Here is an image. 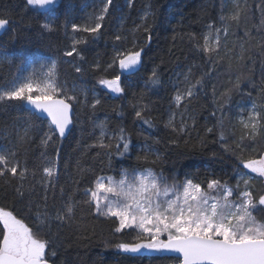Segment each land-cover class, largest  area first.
I'll return each instance as SVG.
<instances>
[{
	"label": "trees",
	"instance_id": "trees-1",
	"mask_svg": "<svg viewBox=\"0 0 264 264\" xmlns=\"http://www.w3.org/2000/svg\"><path fill=\"white\" fill-rule=\"evenodd\" d=\"M104 2L57 0L54 6L42 10L28 5L26 0H0V18L9 20L8 25L0 29V53L7 56L0 62V87L13 82L24 61L39 53L58 61L61 83L66 82L69 90L74 85L75 92L69 91V94L77 96L73 101V125L69 134L64 138L54 136L47 146L41 143L48 132L47 120L25 109L23 101L0 102V148L15 152L16 160L29 169L23 181V197L16 193L21 184L18 178H13L10 173L0 177V208L23 219L38 238L51 241L46 252L52 264H178V258L154 251L142 249L138 253H129L117 248L120 242H139L136 239L138 230L114 233L116 224L97 216L84 203L87 199L84 189L91 186L97 175H117L122 168L133 167H151L157 174L167 177L170 183L173 179L183 181L186 177L196 182L221 178L230 185L236 183L233 168L239 165L236 156L241 153L225 152L219 135L222 130L227 143L232 145L241 135L237 123L240 106L253 100L261 103L264 0H240L239 4L246 7H243L239 21L230 19L234 12L226 0H112L97 38L72 30L73 23L94 25V20H87L82 13L89 5L88 9L99 15ZM44 24H49L50 28H44ZM209 25L214 27L209 28ZM222 27H227L229 32L226 39L221 33V46L216 50L218 55L203 52L204 36L213 33L212 39L214 29ZM116 35L127 38L122 42L123 47H131L135 41L143 48L139 70L122 76L125 90L119 96L98 83L102 77L110 79L116 75V70L107 73L92 70V65L97 62L102 69L107 67L117 43ZM81 39L87 41L78 45L83 60L75 53L72 57L65 56L73 41ZM209 47H214V42H209ZM240 56L243 58L238 59ZM75 66L82 67L84 72L76 73ZM154 68L160 81L156 86L148 82ZM238 76L242 91L231 93L223 110L221 129L217 101L222 99L221 93L231 88L230 81L234 82ZM201 78L202 84L196 85L194 96L177 107L173 99L177 90H183L188 82L194 84ZM249 92L251 97L247 95ZM96 99L100 104L93 108ZM142 109L144 119L152 121L151 126L135 117V112ZM173 114L175 131L166 127ZM181 120L187 124L183 132L179 131ZM101 122L105 123L109 136L118 127H124L130 133L129 153L118 156L115 147H100L98 125ZM25 128L30 129L28 136L21 139ZM207 128L214 131L207 133ZM104 142L109 143L107 137ZM248 143L245 141L246 145ZM146 153L147 161L137 159ZM243 155L250 157L248 148ZM44 159L57 162L56 206L69 196L77 202L74 218L70 221L61 223L53 219L47 226H41L35 219V205L43 195V186L36 180ZM240 170L248 171L242 166ZM32 172H36L35 179ZM255 183L257 189L262 187L259 181ZM29 185H35L31 194L27 191ZM48 203L49 206L53 203L51 191ZM254 215L264 220V210L258 209ZM52 252H55L54 256Z\"/></svg>",
	"mask_w": 264,
	"mask_h": 264
},
{
	"label": "snow or ice",
	"instance_id": "snow-or-ice-1",
	"mask_svg": "<svg viewBox=\"0 0 264 264\" xmlns=\"http://www.w3.org/2000/svg\"><path fill=\"white\" fill-rule=\"evenodd\" d=\"M27 4L44 9L55 3V0H26ZM112 0H105L100 14L94 17V25L81 26L76 23L71 25L74 32L80 31L97 38ZM243 7L237 4L230 17L232 21H239ZM224 18L222 17V20ZM9 23L8 19L0 18V29ZM264 24V20L261 21ZM44 28H50L44 24ZM209 25V28H213ZM147 31V29H145ZM227 27L214 29V47H209V37L204 36L201 50L205 53H218L220 48L221 33L227 38ZM127 38L115 36L113 55L107 67L101 68L97 62L92 65L93 71L116 70L117 74L110 79L102 77L98 83L110 93L119 96L124 92L122 76L131 75L138 71L142 64V51L135 41L131 47H123L122 42ZM150 39V36H149ZM87 43L86 40H74L70 51L64 55L76 56L83 60V54L78 50V45ZM226 46V45H225ZM240 56L238 59H242ZM191 71V70H189ZM76 73L84 72L80 66H75ZM187 81V77L185 78ZM148 82L159 85L156 69L151 71ZM231 88L221 93L217 101V110L221 116L218 125L223 129L224 107L231 99L233 91L240 92L241 79L238 76L231 82ZM202 84V78L194 84L188 82L183 90H177L174 102L177 107L185 100H190L195 92L196 85ZM75 86L69 90L67 83L59 79L58 61L51 59L39 67L32 66L27 76L17 83L0 87V102L23 101L30 105L36 114H46L48 132L44 134L41 143L45 146L58 134L64 138L73 124V101L76 95ZM215 95V89L213 90ZM251 97V93H247ZM258 104L253 100L247 114L240 109L238 124L241 135L234 140L232 145L227 143V137L221 130L219 140L223 142L225 152L236 155L239 165L233 168L236 183L230 185L221 178L205 179L196 182L192 178L183 181L173 179L170 183L162 173L157 174L151 167L122 168L117 175H97L90 187L84 189V201L99 217H104L116 224L114 233H122L125 229L138 230L135 243L120 242L117 248L124 252L138 253L147 249L160 254H179V264H264V220L258 219L254 213L264 210V84L261 85ZM87 97L85 96V102ZM100 104L96 99L92 104L95 108ZM147 107L146 105L144 106ZM215 115V112L213 113ZM137 119H142L149 126L150 119H144V111L135 112ZM175 114L167 121L166 127L174 126ZM98 143L100 147L111 149L115 147L118 156H124L131 149V135L124 127H118L112 135L106 132V125L101 122ZM187 124L181 120L179 131L183 132ZM29 128H25L21 139L28 136ZM207 128L206 132H213ZM107 137L109 143L104 140ZM115 141V144L112 143ZM245 141L249 143L246 145ZM245 148L250 151V157L243 155ZM122 149V150H121ZM143 151V149H142ZM57 157L59 148L56 149ZM111 155V153H109ZM138 160H148V154L138 156ZM157 159L159 156L157 155ZM155 163V161H153ZM248 170L241 171L240 167ZM18 178L21 184L16 188L19 197L25 195L23 181L29 174V169L16 160L15 152L0 148V177L8 176ZM252 174H255L254 176ZM31 175L35 179L36 172ZM58 175L56 160L44 159L40 165V176L37 184L43 186V195L40 202L35 205V219L41 226H47L53 219L64 223L74 218L77 202L72 196L63 201L59 207L55 204V179ZM256 181L262 187L256 188ZM206 185V186H203ZM31 194L35 185L27 189ZM52 192L53 203L49 206V192ZM63 192V189H61ZM0 264H49L46 249L51 241L38 238L33 228L18 219L12 211L0 208ZM161 237H165L161 239ZM51 255H55L52 252Z\"/></svg>",
	"mask_w": 264,
	"mask_h": 264
},
{
	"label": "rangeland",
	"instance_id": "rangeland-1",
	"mask_svg": "<svg viewBox=\"0 0 264 264\" xmlns=\"http://www.w3.org/2000/svg\"><path fill=\"white\" fill-rule=\"evenodd\" d=\"M239 1L240 0H226V3H227V5L229 4V8H231V11H235V7H236V5L237 4H239ZM92 5H94V6H97V4L96 3H94V2H92ZM88 7H89V5H87V7L85 8V11L82 13V15L84 16V17H86V19L87 20H89V21H92V19L94 20V17L95 16H98V14H96L93 10L92 11H90V9H88ZM99 9V8H98ZM99 11V10H98ZM86 21H84V23H85ZM91 23V22H90ZM215 41V37H213L212 39H211V36L209 37V42L210 43H213ZM6 54H4V53H0V62H1V60H3V59H6ZM51 60V58H49V57H44V56H42L41 54H39V53H36L35 55H32V56H30L29 58H27L25 61H24V64L23 65H21L20 66V68H19V70H18V72H17V76H16V78L14 79V81L13 82H11L9 85H11V84H13V83H17V82H19L20 80H22L25 76H27V74H28V71H30L31 70V67L32 66H35V67H39V65L40 64H42V63H47L48 61H50ZM112 94V93H111ZM115 95V94H114ZM251 104H252V102H248V103H246L245 105H241L240 107H242L244 110H245V112H244V115H246L247 114V110L248 109H250V107H251ZM144 250H147V249H144Z\"/></svg>",
	"mask_w": 264,
	"mask_h": 264
},
{
	"label": "water",
	"instance_id": "water-1",
	"mask_svg": "<svg viewBox=\"0 0 264 264\" xmlns=\"http://www.w3.org/2000/svg\"><path fill=\"white\" fill-rule=\"evenodd\" d=\"M55 2H56V0H55ZM54 4H55V3H54ZM54 4L51 5V6H48V7L44 8V9H42V10L49 9V8H51L52 6H54ZM24 108H25V109H28V110H30L31 112L34 113L32 107H31L30 105H28L26 102H24ZM34 114L46 120V118H45L46 114H36V113H34ZM72 125H73V124H72ZM72 125L70 126L69 131L66 133V136L69 134V132H70V130H71V128H72ZM57 135H58V134H57ZM66 136H65V137H66ZM147 251H148V250H147ZM159 254H160V253H159ZM161 255H164V254H161ZM164 256H168V257H172V256H173V257H176V258L179 259V254H176V253L167 254V255H164ZM49 264H52V263L49 261ZM178 264H179V263H178Z\"/></svg>",
	"mask_w": 264,
	"mask_h": 264
},
{
	"label": "bare ground",
	"instance_id": "bare-ground-1",
	"mask_svg": "<svg viewBox=\"0 0 264 264\" xmlns=\"http://www.w3.org/2000/svg\"><path fill=\"white\" fill-rule=\"evenodd\" d=\"M57 1V0H56Z\"/></svg>",
	"mask_w": 264,
	"mask_h": 264
}]
</instances>
